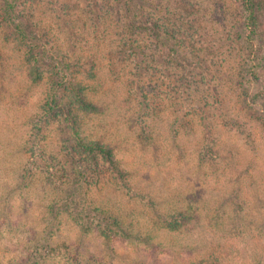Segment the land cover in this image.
Returning <instances> with one entry per match:
<instances>
[{"label": "rangeland", "instance_id": "obj_1", "mask_svg": "<svg viewBox=\"0 0 264 264\" xmlns=\"http://www.w3.org/2000/svg\"><path fill=\"white\" fill-rule=\"evenodd\" d=\"M6 1L0 0V264H264V8L250 39L239 0L144 3V23L196 26L185 32L186 52L202 67L185 69L191 81L182 91L168 45L137 28L139 56L123 45L131 13L120 16L118 0H66L65 14L54 0L35 8L17 0L16 10L31 17L25 38L4 18ZM22 41L53 49L42 53L37 81ZM250 41L259 53H250ZM63 55L70 67L58 75ZM68 82L84 86L97 106L74 105L79 137L111 146L128 174L125 183L100 172L80 206L85 213L116 212L130 237L115 229L104 238L92 212V228L83 233L74 206H62L53 220L49 174L58 170L65 180L73 133L69 117L47 114V104Z\"/></svg>", "mask_w": 264, "mask_h": 264}, {"label": "trees", "instance_id": "obj_2", "mask_svg": "<svg viewBox=\"0 0 264 264\" xmlns=\"http://www.w3.org/2000/svg\"><path fill=\"white\" fill-rule=\"evenodd\" d=\"M39 1L41 0H30V5L32 8L40 5ZM54 1L55 9H57L62 14L67 13V11L65 12V9H69L68 1ZM239 1H241L242 5L246 9V17L244 22L249 27L248 37L252 39V35H254L256 32L258 26V8H264V0ZM118 2L120 3V7H122L120 9V16L124 14V12L125 16H127V12L131 13L129 14L131 17H127V21L123 24L125 28L123 35V45L125 47L130 46V49L136 51V57L139 56V50L136 49L134 45L136 43V41H134L136 35L134 29L136 28L145 32V34H147L150 38H153L154 44L163 42L164 44L168 45L169 50L171 51L169 54L167 53L169 60L172 62V64H174V66H177V69L180 73L176 74L178 76L176 87L182 91L187 89V87L189 88L188 83L191 81V79L189 78L188 72L185 69L192 65H200L191 64L189 61L191 58L186 51L190 44L188 42V38L185 36V32L188 30L192 31L193 27H196L195 24L192 23V25L187 23L179 25L180 23H177V21L171 23L170 21L164 22L163 20H158L157 22H150L146 20L144 23L141 16L145 6L144 3H148L149 0H118ZM4 3V18L9 22H13L15 30H17L20 35L25 38L27 35H29V31L26 26H24V21H29L31 17L26 18L24 13L21 15L20 12L16 10L17 0H11V2L6 1ZM149 6L155 11H159L160 9H158L156 5L150 3ZM182 7L184 6H180V8ZM186 11L188 12V9ZM137 21L140 24H138ZM22 42V44L25 46L27 59L30 65H32V74L35 75L36 78L34 79L37 81V78L41 77L38 62L41 56H43L42 53L50 52L53 49H51L50 46L43 48V46H48V42L45 44L46 46H38L35 42ZM249 44L251 45L250 53L260 52V50L254 46L252 41H250ZM138 64L144 69L143 61L138 62ZM179 66H182L183 69H180ZM69 67L70 66L67 63L64 55L62 58H57L56 72H58V75L68 71ZM68 84H72V82H68ZM83 89L84 86L82 85H79L78 88L73 84L69 87L67 86V88L62 90L63 92H61V95L56 92L52 97L51 104H47L49 106L47 114L50 113L51 116H57L59 111H62L63 114L69 117L73 133L72 149L69 154L68 162L63 164L61 163L64 168H61V174L66 177L65 180H58V170H52V172L49 174V183L54 186V195L49 206L50 212L54 218L53 220H57L59 218V213L62 206H74L76 207H73L76 209V212L74 213V219L78 223V226L83 233L89 232L92 228V222H88L86 218L87 213L92 212L93 214H97L93 217H98L100 219L95 225L98 226L99 232L104 238L111 239L113 237V233H116L115 229H118V231H120L125 237H130L132 233L128 232V226L126 227L124 220L116 212L110 209L106 210L88 207V211L85 213V208L80 206V201L83 199L82 196L85 194L84 192L93 185V182L96 181L95 176L98 174L100 175V172H105V174L110 175L109 177H112L115 181L123 179L125 183L127 181L128 175L126 170L122 168V163L116 157L115 151L111 146L106 145L100 140L89 141L86 138L79 137V131L77 130L78 122L76 120L73 108L74 105L78 104L80 108L86 111H97V106L86 99ZM147 135L150 139L151 133L147 132L145 135V138L148 139ZM168 224L169 226L177 228L179 226V220H175L173 223L172 220H170Z\"/></svg>", "mask_w": 264, "mask_h": 264}]
</instances>
